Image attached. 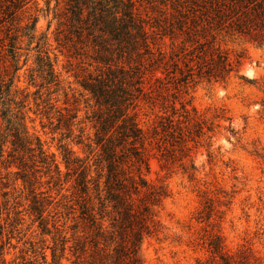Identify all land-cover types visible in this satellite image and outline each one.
<instances>
[{
  "label": "trees",
  "instance_id": "1",
  "mask_svg": "<svg viewBox=\"0 0 264 264\" xmlns=\"http://www.w3.org/2000/svg\"><path fill=\"white\" fill-rule=\"evenodd\" d=\"M0 1L9 3L6 14L13 21L28 0ZM137 1L64 0L62 15L55 12L53 15L57 20L53 30L57 47L80 50L95 65V73L84 75L79 85L93 101L94 109L89 117L95 128L94 147L89 153L93 149L96 153L89 163L90 159L79 158L65 145H59L66 169L64 176L73 177L79 222L87 228L70 247L73 264H142L141 242L160 232L158 211L168 195L164 184L146 178L149 157L158 156L163 160V167H169L176 144L183 146L186 140L203 134V128L211 129L195 112L191 115L180 99L183 83L193 77L226 81L231 72L239 70L244 53L240 51L232 59L229 50L221 46L225 38L238 37L257 46L264 45V0H188L191 15H183V42L189 45L183 44V57L174 54L176 58L155 46L165 34L158 30L163 31L170 25L160 23L161 20L149 22L139 12ZM49 10L47 5L44 12ZM37 20L38 16L32 15L23 27L14 31L18 35L9 44L14 65L6 75V82L0 76V97L3 83L8 95V106L0 113V158L4 156L1 162L5 167H16L15 178L32 195L31 210L43 221L44 203L35 192L37 173L58 179L61 171L53 155L43 148L40 138L30 134L25 126L27 94L19 97L14 85L20 55L17 37L25 36L26 49L35 51L29 74L30 82L38 86L36 93L40 98L35 101V111L45 115L49 124H53L54 118L52 130L63 127L66 135L72 131L76 114L67 107H52L49 95L58 90L59 80L49 55L46 32L36 36ZM142 99L152 105L160 103L162 108L170 110L150 130L143 129L137 121L136 107ZM183 118L194 120L192 129L181 125ZM82 133L83 127H79L75 136L77 143L81 142ZM86 146L90 148V144ZM229 202L226 200L224 204ZM4 205L0 201V213ZM214 212L221 218V211L215 209L209 197H204L196 219L209 223ZM209 224L211 229L202 237L209 253L204 264H264V253L249 246L228 249L218 222ZM57 249L60 254L55 255L53 249L52 255L60 260L65 240ZM0 264H6L2 257ZM58 264L61 263L58 261Z\"/></svg>",
  "mask_w": 264,
  "mask_h": 264
},
{
  "label": "rangeland",
  "instance_id": "2",
  "mask_svg": "<svg viewBox=\"0 0 264 264\" xmlns=\"http://www.w3.org/2000/svg\"><path fill=\"white\" fill-rule=\"evenodd\" d=\"M47 5L50 10L44 12ZM136 6L149 22L154 24L161 20L160 23L170 25L163 31L158 30L165 34L155 46L167 55L173 54L174 58L177 57L174 54L183 57V44L189 45L183 42V15H191L188 0H138ZM9 9L8 2L0 1V76H4L6 82V75L14 65L9 49L12 38L18 35L14 31L23 27L28 17L38 16L36 36L46 32L49 55L54 60L59 80L58 90L49 95L50 102L54 109H71L76 117L71 133L66 135L63 127L52 130L54 118L53 124H49L45 115L35 111V101L40 100L36 93L38 86L29 79L35 51L26 49L25 36L17 37L15 42L20 47V55L14 85L19 97L27 94L25 126L53 155L61 175L58 179H49V175L37 173L35 192L44 203L41 221L31 210L32 195L15 178L16 167H5L1 162L4 156L0 158V201L5 202L0 213V257L6 264H58V261L73 264L70 247L87 228L85 223L79 222L73 177L64 176L66 169L59 145H65L79 158L90 159L89 163L96 153L94 149L89 153L94 147L95 128L89 117L94 109L93 101L79 85L84 75L95 73V65L90 64L80 50L59 48L53 40L57 25L53 15L54 12L62 15L64 0H28L13 21L6 14ZM33 45L34 42L30 49ZM221 46L229 50L232 59L243 51L239 70L231 72L226 81L193 77L183 83L179 96L191 115L195 112L211 129L203 128V134L186 140L183 146L176 144L175 157L169 167H163V160L158 156L148 159L146 178L164 184L168 195L158 211L160 232L141 242L142 264H204L209 253L202 237L211 229L209 223L217 222L228 249L246 245L264 253V45L234 37L225 38ZM5 88L3 83L0 113L8 106ZM42 92L43 89L41 98L44 97ZM136 112L139 125L148 130L158 126L161 117L170 114L160 103L152 105L147 99L138 102ZM178 118L182 120L181 116ZM193 123L194 120L183 118L181 125L192 129ZM79 127H83V133L81 142L77 143L75 136ZM86 144H90V148ZM152 151L157 153L155 149ZM204 197H209L215 209L221 211V218L214 212L209 223L196 219ZM226 200H230L227 205ZM60 240H65V251L59 260L53 257L52 251L54 249L57 256L60 254L57 249Z\"/></svg>",
  "mask_w": 264,
  "mask_h": 264
}]
</instances>
